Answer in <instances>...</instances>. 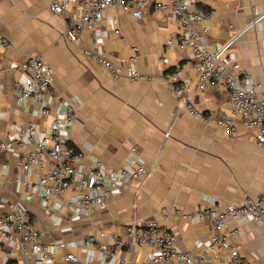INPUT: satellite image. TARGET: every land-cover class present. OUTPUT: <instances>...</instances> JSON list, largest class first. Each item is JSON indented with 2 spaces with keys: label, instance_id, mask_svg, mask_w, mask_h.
Listing matches in <instances>:
<instances>
[{
  "label": "crops",
  "instance_id": "obj_1",
  "mask_svg": "<svg viewBox=\"0 0 264 264\" xmlns=\"http://www.w3.org/2000/svg\"><path fill=\"white\" fill-rule=\"evenodd\" d=\"M51 1L0 0V37L11 45L0 48V64L8 68L11 63L40 56L54 74L52 93L76 105L78 123L69 134L73 146L87 154L88 161L100 162L110 171L132 167L134 159L151 172L146 182L113 197L108 208L93 219L71 222L66 210L53 212L40 206L35 189L23 186L22 181L34 180L40 171L23 175L17 169V152L2 153L0 215L18 203L40 221L47 244L82 239L92 233L123 235L128 225L156 221L177 236L178 250L212 264H227L224 253L209 248L208 222L186 221L184 217L214 205L224 207L258 198L264 189V148L243 125L229 137L216 125H205L179 109L164 74L178 68L180 80L192 86L196 75L187 52L175 42L171 47L165 45L178 32L169 11L155 10L157 2L166 0H145L141 18L120 6L111 7L94 32H83L79 43L66 36L68 19L85 13L86 0H72L64 15L50 10ZM195 1L201 9L214 13L206 25V46L217 51L244 31L229 51L238 64L235 72L264 84V20L253 24L254 7L263 12L264 0ZM84 50L105 56L120 73L135 56L133 66L155 81L133 82L123 74L115 80L107 68L86 57ZM162 57L169 59V65L161 64ZM22 80L23 74L15 70L0 77V143L15 136L22 121L35 123L38 134L50 133L36 108L19 102L17 86ZM192 96L198 108L212 112L215 118L233 117L225 86L204 93L194 91ZM235 228L239 234L229 236V240L241 256L249 264H264V225L230 221L227 231ZM72 252L85 264V250ZM145 253L152 254L150 249L138 251L137 261ZM117 255L127 257L121 249ZM94 264L105 263L96 260Z\"/></svg>",
  "mask_w": 264,
  "mask_h": 264
},
{
  "label": "built area",
  "instance_id": "obj_2",
  "mask_svg": "<svg viewBox=\"0 0 264 264\" xmlns=\"http://www.w3.org/2000/svg\"><path fill=\"white\" fill-rule=\"evenodd\" d=\"M72 2L52 0L50 10L64 15ZM115 6H120L135 18H141L145 0H86L85 13L68 19L67 38L79 43L83 32H94L105 12ZM155 10L169 11L178 28L177 34L167 39L165 45L171 47L177 43V47L193 60L191 69L196 75L193 86L180 80L178 68L164 74L165 82L178 100L179 109H185L193 119L205 125H216L229 137L235 136L239 126L243 125L264 148V84L254 83L249 75L237 74V61L229 54L244 31L219 50L212 51L205 44V36L206 25L213 12L201 9L195 0L157 2ZM254 16L253 24L264 20V11L254 7ZM10 47V43L0 37V48ZM134 51L138 50L135 48ZM83 54L107 68L115 80L123 74L133 82L155 81L154 77L142 75L133 66L137 61L135 56L129 59V64L120 73L109 59L96 51L84 50ZM160 62L164 66L170 63L167 57H162ZM7 70L23 74V80L17 86L18 100L36 108L37 115L47 121L50 131L49 134H38L35 123L22 121L15 136L0 143V154L17 152V169L21 174L33 173L34 169L40 171L34 180L22 181L24 187L35 189L40 206L53 212L66 210L71 222L93 219L108 208L113 197L149 179L151 170L138 160L133 159L130 168L110 171L100 162L88 161L87 154L73 146L69 134L78 123L76 105L52 93L54 74L40 56L20 64L11 63L8 68L0 64V77ZM217 86L227 88V107L233 117L215 118L212 112H204L196 106L192 96L194 91L204 93ZM51 200L57 203H49ZM11 207L10 212L0 215V264H81L73 249L86 251L85 264H94L96 260L105 264H212L191 252L178 250L177 236L156 221L142 226L128 225L123 235L92 233L82 239L47 244L46 231L41 228L40 221L18 203L11 204ZM184 218L186 221L208 222L211 230L209 248L224 253L227 264H249L229 240V236L239 234V229L228 232V224L230 221H252L264 225V189L256 199L224 207L214 205L189 213ZM117 249L123 250L127 257H119ZM146 249H150L152 254L145 253L146 256L137 261L136 253Z\"/></svg>",
  "mask_w": 264,
  "mask_h": 264
}]
</instances>
